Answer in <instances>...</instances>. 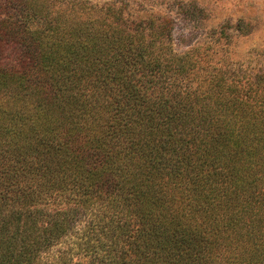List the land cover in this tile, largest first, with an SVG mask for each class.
Here are the masks:
<instances>
[{"label":"trees","instance_id":"trees-1","mask_svg":"<svg viewBox=\"0 0 264 264\" xmlns=\"http://www.w3.org/2000/svg\"><path fill=\"white\" fill-rule=\"evenodd\" d=\"M166 24L0 0V264H264V74Z\"/></svg>","mask_w":264,"mask_h":264},{"label":"rangeland","instance_id":"rangeland-1","mask_svg":"<svg viewBox=\"0 0 264 264\" xmlns=\"http://www.w3.org/2000/svg\"><path fill=\"white\" fill-rule=\"evenodd\" d=\"M119 9L129 22L171 28L173 50L199 49L200 57L234 72L264 74V0H80ZM65 240L43 255L52 259ZM77 258L74 259V261Z\"/></svg>","mask_w":264,"mask_h":264}]
</instances>
